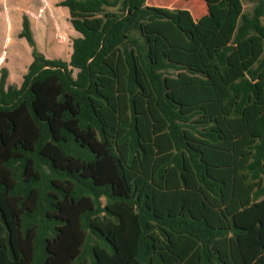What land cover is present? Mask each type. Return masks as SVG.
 I'll list each match as a JSON object with an SVG mask.
<instances>
[{"label":"trees","instance_id":"trees-1","mask_svg":"<svg viewBox=\"0 0 264 264\" xmlns=\"http://www.w3.org/2000/svg\"><path fill=\"white\" fill-rule=\"evenodd\" d=\"M146 1L59 2L68 61L22 16L32 62L19 86L0 69V264H264V0H203L198 20Z\"/></svg>","mask_w":264,"mask_h":264},{"label":"rangeland","instance_id":"rangeland-1","mask_svg":"<svg viewBox=\"0 0 264 264\" xmlns=\"http://www.w3.org/2000/svg\"><path fill=\"white\" fill-rule=\"evenodd\" d=\"M242 1L244 9L247 10L249 5L245 0ZM59 2V0H1L0 9L5 7L9 12L6 22L12 25L13 30L16 29L18 21L21 25L23 15L28 17L37 48L47 59L68 61L71 42L79 34L71 27L68 12L65 13L60 9ZM145 4L151 7L186 9L195 20L205 15L207 11L203 0H147ZM52 105L55 106V103ZM56 112L58 113L59 110L56 109ZM57 118L56 115L51 118L55 133L60 122ZM69 126L73 128L71 124ZM88 137L86 135V138Z\"/></svg>","mask_w":264,"mask_h":264},{"label":"crops","instance_id":"crops-1","mask_svg":"<svg viewBox=\"0 0 264 264\" xmlns=\"http://www.w3.org/2000/svg\"><path fill=\"white\" fill-rule=\"evenodd\" d=\"M59 7L65 13L68 12L67 8ZM8 13L5 7L0 9V68L3 66L8 71L7 85H20L27 67L32 62L31 49L24 39L17 37L21 28L19 21L15 30L6 22Z\"/></svg>","mask_w":264,"mask_h":264}]
</instances>
